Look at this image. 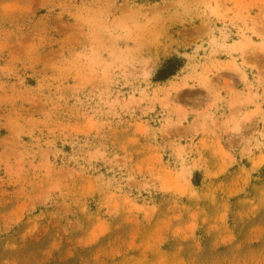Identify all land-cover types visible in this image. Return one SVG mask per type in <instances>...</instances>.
<instances>
[{
	"label": "rangeland",
	"instance_id": "1",
	"mask_svg": "<svg viewBox=\"0 0 264 264\" xmlns=\"http://www.w3.org/2000/svg\"><path fill=\"white\" fill-rule=\"evenodd\" d=\"M0 264H264V0H0Z\"/></svg>",
	"mask_w": 264,
	"mask_h": 264
}]
</instances>
